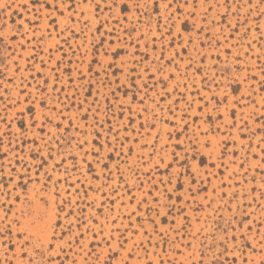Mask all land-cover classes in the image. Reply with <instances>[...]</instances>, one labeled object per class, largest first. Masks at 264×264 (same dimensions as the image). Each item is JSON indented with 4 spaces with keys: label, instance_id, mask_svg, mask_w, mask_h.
<instances>
[{
    "label": "rangeland",
    "instance_id": "374dc122",
    "mask_svg": "<svg viewBox=\"0 0 264 264\" xmlns=\"http://www.w3.org/2000/svg\"><path fill=\"white\" fill-rule=\"evenodd\" d=\"M262 82L260 0H0V205L28 257L264 264ZM19 227L3 264H28Z\"/></svg>",
    "mask_w": 264,
    "mask_h": 264
},
{
    "label": "snow or ice",
    "instance_id": "6c2138e0",
    "mask_svg": "<svg viewBox=\"0 0 264 264\" xmlns=\"http://www.w3.org/2000/svg\"><path fill=\"white\" fill-rule=\"evenodd\" d=\"M261 3H264V0H260ZM249 3H251V0H249ZM125 10H127V6H124ZM264 83V82H262ZM5 188L7 187V185H4ZM22 187L26 188V185H21ZM4 195L6 196H10L11 193L10 192H5ZM15 199L17 201H19L20 197L17 196L15 197ZM42 203L45 206L44 210H33L32 206L29 205V208L26 210H23L21 215H25L28 217H35L36 219H39L41 221V223L44 222L46 215H47V206H48V201L47 200H42ZM0 207L4 208V216H3V221L5 224V227L3 228L2 231H0V235H6V236H10L11 235V230H12V226L13 224L19 225V229L18 231L20 232L21 235V239L24 241V243L21 246V256L28 259V264H34L33 260L31 258L28 257V253L24 250L27 247H29L31 245V241L33 239V236L28 234V229L25 228L22 224H21V220L19 219V217H17L15 220L9 222L8 221V214L12 211L11 207L7 206V203L5 202L3 205H0ZM59 211H63V208H60ZM57 223L53 224V227L58 226V221H59V216L57 215L56 217ZM33 223H35V219H33L32 221ZM54 238V237H53ZM233 241H235V237H232ZM6 243H10V241H7ZM224 252H221V256H223L225 254V252L227 251V247L226 245H224ZM33 251L40 255L41 257L44 256V252L42 250V248L39 246V244L33 246ZM0 264H3V262H0ZM7 264H12V260L11 258L8 259ZM49 264H51V262H49ZM201 264H203V260L201 259ZM214 264H221L219 258H214ZM233 264H235V261H233ZM245 264H247V261H245Z\"/></svg>",
    "mask_w": 264,
    "mask_h": 264
}]
</instances>
